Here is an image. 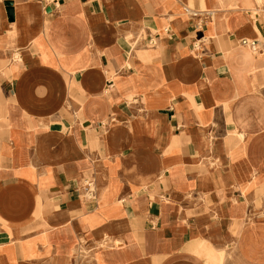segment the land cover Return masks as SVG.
<instances>
[{
    "label": "crops",
    "instance_id": "obj_1",
    "mask_svg": "<svg viewBox=\"0 0 264 264\" xmlns=\"http://www.w3.org/2000/svg\"><path fill=\"white\" fill-rule=\"evenodd\" d=\"M0 264H264V0H0Z\"/></svg>",
    "mask_w": 264,
    "mask_h": 264
},
{
    "label": "built area",
    "instance_id": "obj_2",
    "mask_svg": "<svg viewBox=\"0 0 264 264\" xmlns=\"http://www.w3.org/2000/svg\"><path fill=\"white\" fill-rule=\"evenodd\" d=\"M241 44L242 45H245V46H248L249 48L257 51V44H256V42L248 41V40H243V41H241Z\"/></svg>",
    "mask_w": 264,
    "mask_h": 264
},
{
    "label": "bare ground",
    "instance_id": "obj_3",
    "mask_svg": "<svg viewBox=\"0 0 264 264\" xmlns=\"http://www.w3.org/2000/svg\"><path fill=\"white\" fill-rule=\"evenodd\" d=\"M244 260V259H243Z\"/></svg>",
    "mask_w": 264,
    "mask_h": 264
}]
</instances>
